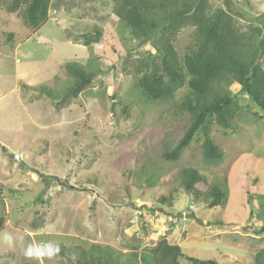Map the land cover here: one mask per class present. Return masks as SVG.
I'll return each instance as SVG.
<instances>
[{
  "label": "rangeland",
  "instance_id": "obj_1",
  "mask_svg": "<svg viewBox=\"0 0 264 264\" xmlns=\"http://www.w3.org/2000/svg\"><path fill=\"white\" fill-rule=\"evenodd\" d=\"M207 1L242 32L264 30V0ZM115 7L114 0H53L39 28L50 44H42L22 10L9 14L0 3V264H74L83 252L96 254L93 246L118 264H140L162 241L181 248V264L189 257L254 264L264 250L262 113L231 84L226 91L240 107L232 126L209 128L222 158H204L198 133L176 160L165 159L189 126L179 107L189 90L162 101L141 95L135 61L157 53L132 39ZM96 30L98 42L84 46ZM192 33L183 29L174 42L181 61ZM70 65L94 79L57 110L74 84ZM188 169L202 178L198 200L182 187ZM212 187L226 194L217 208L207 206Z\"/></svg>",
  "mask_w": 264,
  "mask_h": 264
},
{
  "label": "trees",
  "instance_id": "obj_2",
  "mask_svg": "<svg viewBox=\"0 0 264 264\" xmlns=\"http://www.w3.org/2000/svg\"><path fill=\"white\" fill-rule=\"evenodd\" d=\"M53 0H0L5 11L14 14L20 10L23 25L38 30L47 20ZM114 15L123 23L134 41L149 43L157 53L135 61L134 72L141 75L135 87L151 101L171 100L175 92L186 87L189 94L179 107L189 117V126L179 143L165 150L164 158L176 160L199 133L203 136V156L208 162H218L222 152L214 144L209 128L212 123L229 129L240 109L235 98L226 91L231 84L240 86L242 92L260 110L264 125V30L247 25L242 32L233 15L223 9L212 10L207 0H114ZM186 28L193 29V40L182 61L174 47L178 34ZM101 32L86 37L84 46L98 42ZM10 41L12 35H10ZM74 84L57 110L66 106L68 98H77L89 88L94 79L77 66H69ZM184 191L200 197L197 189L202 178L192 169L181 174ZM209 208L223 204L226 194L212 187L207 194ZM207 198V197H206ZM221 225V223H218ZM260 233H264V227ZM97 253H85L74 264H118L109 251L93 246ZM92 249V250H93ZM181 248L162 241L148 255L143 254L140 264H181ZM264 259V250L258 252L254 264ZM190 264H218L214 260L200 261L193 257ZM137 264V263H133Z\"/></svg>",
  "mask_w": 264,
  "mask_h": 264
},
{
  "label": "clouds",
  "instance_id": "obj_3",
  "mask_svg": "<svg viewBox=\"0 0 264 264\" xmlns=\"http://www.w3.org/2000/svg\"><path fill=\"white\" fill-rule=\"evenodd\" d=\"M2 240L7 243L9 247H12L13 245V237L11 234L4 233L2 236ZM58 250V249H57ZM26 256H32L34 255V248L32 246H29L28 249L25 251Z\"/></svg>",
  "mask_w": 264,
  "mask_h": 264
},
{
  "label": "crops",
  "instance_id": "obj_4",
  "mask_svg": "<svg viewBox=\"0 0 264 264\" xmlns=\"http://www.w3.org/2000/svg\"><path fill=\"white\" fill-rule=\"evenodd\" d=\"M41 28V27H40ZM39 30L40 29H38V30H36V31H34V33L36 34V36H37V40H39V43H42V44H46L47 42H49V40L48 39H46L45 37H40V35H39ZM33 33V34H34ZM34 34V35H35ZM44 42V43H43ZM49 44H50V42H49ZM17 48H19V45L17 46ZM49 64H51V63H49ZM31 65L32 64H30V65H26V66H23L22 67V69L20 70V73H23V72H26V74H22V76H24V75H27V74H29V71H31Z\"/></svg>",
  "mask_w": 264,
  "mask_h": 264
},
{
  "label": "bare ground",
  "instance_id": "obj_5",
  "mask_svg": "<svg viewBox=\"0 0 264 264\" xmlns=\"http://www.w3.org/2000/svg\"><path fill=\"white\" fill-rule=\"evenodd\" d=\"M188 195V194H187Z\"/></svg>",
  "mask_w": 264,
  "mask_h": 264
}]
</instances>
